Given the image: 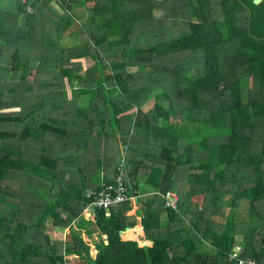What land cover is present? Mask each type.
I'll list each match as a JSON object with an SVG mask.
<instances>
[{"label": "trees", "instance_id": "16d2710c", "mask_svg": "<svg viewBox=\"0 0 264 264\" xmlns=\"http://www.w3.org/2000/svg\"><path fill=\"white\" fill-rule=\"evenodd\" d=\"M254 1L59 0L60 16L52 0H11L14 12L0 0V264H239L240 244L244 259L264 263V0ZM77 6L83 36L65 48ZM30 45L44 48L37 67L23 53ZM59 70L95 105L87 127L105 123V173L114 174L105 182L125 172L132 192H153L139 199L145 245L121 237L137 225L130 202L109 217L96 210L95 229L85 219L75 229L101 186L66 174L57 150L38 156L47 132L61 142L59 125L24 126L16 87L45 94L59 82L40 75ZM67 153L66 168L77 155ZM98 153L91 145L85 164ZM168 192L179 195L176 211L164 207ZM48 220L65 235L55 238ZM83 229L98 232L94 260Z\"/></svg>", "mask_w": 264, "mask_h": 264}, {"label": "crops", "instance_id": "0c3cea01", "mask_svg": "<svg viewBox=\"0 0 264 264\" xmlns=\"http://www.w3.org/2000/svg\"><path fill=\"white\" fill-rule=\"evenodd\" d=\"M153 1H164V0H153ZM51 7L55 11L59 12L60 16L64 14V11H62L57 4L52 2ZM5 9L8 11H13V12L15 11L13 6H11V0H8V3L5 4ZM73 12L78 15L81 14V16L77 17L78 19H76V22L71 24V26L67 28L68 34L62 42V46H64L65 48L73 47L77 43H80L82 36H83L82 34L84 31V19L82 18L84 14L83 8H81L80 6H77L75 7ZM48 14L51 16V13H48ZM153 14L156 19H161L164 17L165 12L164 10H155ZM63 77L64 75L62 74L61 78ZM66 85H67L66 82L56 83L54 84V87L45 88V91H47L45 92V94L35 93V91L37 90L40 91L41 89H43L40 87H36L37 90H34L33 93L29 92L28 95L23 89L24 97L28 96V100L25 99L23 106H20L17 110L22 111L26 115V116L24 115V118H25L23 122L24 126L34 125V127L37 128L38 127L36 126L37 124L41 127L43 125L46 126V123L48 122H54L58 124L59 126H58L57 132L58 134L62 136L69 137V140L67 141L69 142L68 145H66L67 142L62 143L63 139L61 140V142L57 143L54 137L52 135H49L47 139H44L45 141H48V142L46 143L43 142L44 150L41 149L39 151V154H38L39 158L41 159V156L45 152V150L51 151L52 149V151L57 150L61 152V155L59 157L60 158V168L66 170L65 172H67L66 174L68 175H70L71 173V175L74 176L76 181L78 182L82 180V178L78 179V177H84V176L94 177L93 182H92L94 184V187L92 188H96V186L97 187L101 186L102 181H106L107 179L108 180L114 179V174L111 173L112 170L110 171V168H109V175H106L105 173V164H104L105 156L103 152L104 145H105V139H103V129H102V125L105 123L101 121V123H99L101 127H98L97 125V127L94 126V128L93 127L88 128L87 127L88 123L85 120L87 119V115L84 114L83 111L85 109L91 108V106H81L80 104H78L77 100L75 102V99L77 96L73 92L76 91L77 88L79 87L78 84L74 83L73 86L70 85L68 88H66ZM55 87H58V88L61 87L63 91L59 92L58 89H55ZM46 94H49V95L45 96ZM31 96H33L34 98L31 99L30 98ZM44 97L46 98V102L43 101ZM101 108H103V106H101ZM11 109L16 110L15 108H11ZM49 129H51L50 126H49ZM38 134L43 135L44 132L41 131ZM48 134L49 133L47 132L46 135ZM50 134H53V133H50ZM96 134L102 136V138H99L100 142L99 141L93 142V140H90V138H92V135H96ZM91 145H94V147H97L99 151L97 155H99L100 157L96 160L92 159L90 161L91 164L86 165L85 156H87L88 148ZM120 145H121V138L119 139V151L120 152L122 151L123 153V151L125 150H123V148ZM69 151L70 153H74V154L76 153L77 155L75 156L74 159L70 158L71 164L68 166V168H66L65 161L69 162L68 160L69 154L67 153ZM53 159L55 160L56 158H53ZM98 166H102L99 172L97 170ZM185 179H186V176L183 178L184 180L183 182H185ZM137 180L143 181V179H137ZM63 187H64L63 184H61L59 181L55 182L52 185L51 194L53 195L52 196L53 199L58 197ZM137 194L139 198L135 200L134 202H131L134 205H133V209L131 210V212L128 213V215L131 217H134V219L137 221L136 227H139V228H137L136 231L133 230L132 228L131 232H133L132 234L136 232L139 233L140 236H138V238L136 237L138 241L140 240V242L146 243L147 241L145 237L144 227L142 224V217L138 216V213L142 211L144 206L139 203V199H143L147 195L153 194V192L150 191L149 189L142 188ZM84 215L85 214H83V218H80L76 222L75 229L78 230V227H77L78 224L81 223L83 219L86 220ZM91 215H93L92 219L86 220L87 223H85V225L87 226L88 229H95L96 228L94 224L95 214H91ZM81 232H82L83 238L85 236L92 237V236L98 235V232L96 231L95 233H93L92 236H90L88 235L86 229H83ZM93 248L95 249V246H93Z\"/></svg>", "mask_w": 264, "mask_h": 264}, {"label": "built area", "instance_id": "2783aa9c", "mask_svg": "<svg viewBox=\"0 0 264 264\" xmlns=\"http://www.w3.org/2000/svg\"><path fill=\"white\" fill-rule=\"evenodd\" d=\"M59 0H52L53 3H57ZM30 13H33V7H27ZM122 165H125L123 161ZM91 200L85 208L84 214H95L96 210H104L106 216L111 215L112 208L127 202H134L139 198L137 192H132L128 186V175L122 172L115 179L114 183H107L102 181L101 189L98 191H89L87 194ZM164 200V207L167 211H176L179 207V196L175 192H168L162 196ZM243 245H237L234 247L231 253V259L238 261L239 264H264L255 259L243 258Z\"/></svg>", "mask_w": 264, "mask_h": 264}, {"label": "rangeland", "instance_id": "374dc122", "mask_svg": "<svg viewBox=\"0 0 264 264\" xmlns=\"http://www.w3.org/2000/svg\"><path fill=\"white\" fill-rule=\"evenodd\" d=\"M35 46H37V48H33V47H35ZM62 46V45H61ZM30 47L31 48H29V49H24L23 50V53H25V55L24 56H27V57H31V59L32 60H30V62H32V63H35V65H36V67L40 64V62H42V61H38V60H36L37 58H41L43 55H42V53H43V50H41V49H44V48H40V46L38 47V45H30ZM40 48V49H39ZM64 57H65V55H63ZM60 58V57H59ZM66 58V57H65ZM65 58H63V59H65ZM53 61V60H52ZM19 75H22L21 73H19ZM61 76H62V74H61V72H60V70L59 71H57L56 73L55 72H52V73H50V74H47V73H43V74H41L40 75V77H46V78H48L47 79V81H52L53 83H55V82H59V83H61V82H65L66 81V79H63L62 81L60 80L61 79ZM74 83L75 84H78L77 83V81H74ZM17 88V92L20 94V97H21V100H20V102L18 103V104H16L17 106H23V104H24V101H25V99H26V97H24V94H23V89H21V87H16ZM8 89V88H7ZM55 89H58V91L59 92H61V91H63L62 90V88L61 87H55ZM11 95H15V93H13V94H11ZM11 95H6V94H4L3 96H4V98H9ZM46 100V99H45ZM76 100L78 101V104H80L81 106H91V105H93V104H91V97H90V95H84V96H82V97H76V99H75V102H76ZM155 99H153V100H151L145 107H144V110H146V111H149L154 105H155ZM93 106H95V105H93ZM97 106V105H96ZM92 108V107H91ZM91 108H88V109H85L84 111H83V113L84 114H89V115H91L92 114V110H91ZM67 125H69V124H67ZM4 127H5V130L7 129V124L6 125H3ZM19 127H20V125H19ZM200 127V129L201 130H203V126H199ZM65 129H66V127H65ZM213 131V130H212ZM38 132V131H37ZM49 135H52L53 137H55L53 134H48L47 135V138L49 137ZM64 138V136H61V140ZM41 142H44V141H42L41 140ZM134 205V204H133ZM85 216V218H86V220H91L92 219V217H93V215H91V214H89V213H87V214H85L84 215ZM51 220H48V222H47V226L49 227V232L53 235V236H55V238H57V239H59V238H61V237H63L64 235H65V230H62V229H54L53 227H52V225H51ZM137 228H139V227H136L135 229H133V230H137ZM84 233V232H83ZM133 232H131V231H129V232H126V234H125V236H123V237H125L126 239H131V240H136V241H138V236H140L139 235V233H134V234H132ZM131 234V235H130ZM137 237V238H136ZM84 239L86 240V241H88L89 242V244H90V246H91V257L93 258V260L95 259V256H96V250L93 248V246H95L94 245V243L96 242V241H98L99 240V236L98 235H95V236H92V237H84ZM140 241V240H139ZM143 243V242H142Z\"/></svg>", "mask_w": 264, "mask_h": 264}, {"label": "water", "instance_id": "95a60500", "mask_svg": "<svg viewBox=\"0 0 264 264\" xmlns=\"http://www.w3.org/2000/svg\"><path fill=\"white\" fill-rule=\"evenodd\" d=\"M262 2H263V0H255V1H254V4H255V5H260ZM136 202H137V201H136ZM129 230H131V228H127L125 231H122V232H121V236H122V237L125 236L126 232L129 231ZM145 244H146V243H144V245H145Z\"/></svg>", "mask_w": 264, "mask_h": 264}, {"label": "bare ground", "instance_id": "6f19581e", "mask_svg": "<svg viewBox=\"0 0 264 264\" xmlns=\"http://www.w3.org/2000/svg\"><path fill=\"white\" fill-rule=\"evenodd\" d=\"M129 231H131V230H129ZM129 231H127V232H129Z\"/></svg>", "mask_w": 264, "mask_h": 264}]
</instances>
